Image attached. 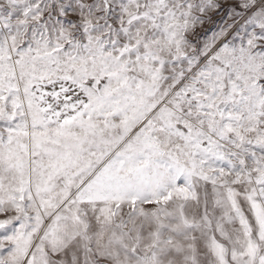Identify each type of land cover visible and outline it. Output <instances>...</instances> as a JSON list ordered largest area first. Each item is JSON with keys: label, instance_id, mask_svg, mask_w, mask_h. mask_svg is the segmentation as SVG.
Returning a JSON list of instances; mask_svg holds the SVG:
<instances>
[{"label": "snow or ice", "instance_id": "obj_1", "mask_svg": "<svg viewBox=\"0 0 264 264\" xmlns=\"http://www.w3.org/2000/svg\"><path fill=\"white\" fill-rule=\"evenodd\" d=\"M0 264H264V0H0Z\"/></svg>", "mask_w": 264, "mask_h": 264}]
</instances>
